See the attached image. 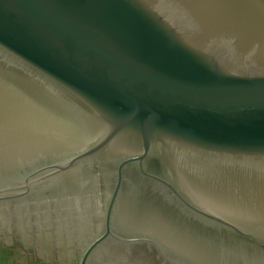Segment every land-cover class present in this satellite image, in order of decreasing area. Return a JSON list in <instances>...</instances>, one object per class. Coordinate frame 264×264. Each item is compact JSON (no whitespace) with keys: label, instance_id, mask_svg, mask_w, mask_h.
<instances>
[{"label":"water","instance_id":"1","mask_svg":"<svg viewBox=\"0 0 264 264\" xmlns=\"http://www.w3.org/2000/svg\"><path fill=\"white\" fill-rule=\"evenodd\" d=\"M0 228L264 264V0H0Z\"/></svg>","mask_w":264,"mask_h":264},{"label":"flooded vegetation","instance_id":"2","mask_svg":"<svg viewBox=\"0 0 264 264\" xmlns=\"http://www.w3.org/2000/svg\"><path fill=\"white\" fill-rule=\"evenodd\" d=\"M37 247L41 252L36 249ZM0 250L9 255L15 253L18 256L17 261L32 257L33 260L30 258L32 260L30 264H80L82 260L78 253L71 255L62 247L60 250L58 246L45 245L41 241L29 245L19 230L5 233L0 228Z\"/></svg>","mask_w":264,"mask_h":264}]
</instances>
